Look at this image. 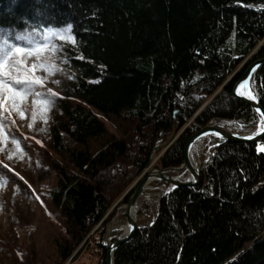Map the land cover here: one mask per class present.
<instances>
[{"label":"trees","instance_id":"obj_1","mask_svg":"<svg viewBox=\"0 0 264 264\" xmlns=\"http://www.w3.org/2000/svg\"><path fill=\"white\" fill-rule=\"evenodd\" d=\"M237 1L264 7V0H0V56L12 43H41L49 30L71 39L63 44L70 99L62 98L54 128L53 207L43 201L60 229L53 254L35 264H104L106 223L176 126L183 132L160 168L180 166L187 138L209 119L259 118L232 88L264 57V10ZM252 85L264 105V65ZM215 141L201 185L163 197L155 223L118 249L116 264H264V140Z\"/></svg>","mask_w":264,"mask_h":264},{"label":"rangeland","instance_id":"obj_2","mask_svg":"<svg viewBox=\"0 0 264 264\" xmlns=\"http://www.w3.org/2000/svg\"><path fill=\"white\" fill-rule=\"evenodd\" d=\"M70 42L71 39L67 33L49 30L46 32V40L41 43L21 44L28 49L39 47L38 53L30 52L23 59L27 65L29 77L39 76L44 83L35 85L32 92L22 93L25 97L23 101L19 98H9L8 93H4L2 97L3 107L0 108V165L3 166L0 168V264H35V258L48 260L55 249L54 241L60 227L51 221L43 209V201L47 207H53L49 194L57 181V171L53 162L57 157L54 149V128L62 98L70 99L69 90L73 80V71L65 62L66 54L63 49V44ZM256 51L257 48L252 54ZM32 65H36L34 73L31 71ZM24 72L25 69L21 67L19 69L20 78H23ZM222 87L206 100L201 111L210 104ZM53 93L59 95L53 96ZM44 101H50V103L45 104ZM200 110L198 113L201 112ZM259 119L255 118L249 123L242 121L241 124L225 121L223 128L248 133L256 128ZM187 126L190 127L189 123ZM108 128L111 132H115L113 127ZM182 132L183 129H178V134L181 135ZM211 140V136L206 137L196 145L195 150L197 154L199 153V161L209 160L212 153L210 146H213L210 143ZM259 148L264 147L259 146ZM160 153L161 151L153 153L155 161L151 167H158ZM188 176L189 174H186L185 178ZM134 185L135 183L125 196L131 195ZM151 185H159V183L155 181ZM154 192L151 199H142L141 225L151 224L157 216L163 191L158 189ZM126 202H122L116 210L115 216L120 221L124 219L123 206ZM117 233L119 231L113 232V235Z\"/></svg>","mask_w":264,"mask_h":264},{"label":"water","instance_id":"obj_3","mask_svg":"<svg viewBox=\"0 0 264 264\" xmlns=\"http://www.w3.org/2000/svg\"><path fill=\"white\" fill-rule=\"evenodd\" d=\"M235 4H241L248 8H253L257 11L264 10V7L252 4H245L243 2L237 1ZM264 65V57L255 60L237 79L234 83L232 88L233 97L240 102L251 106L255 111L256 108L259 107L262 111H264V105L261 102L260 96L257 94L256 90L252 85V79L255 72ZM243 85L241 88L240 86ZM242 92L243 95L238 94ZM256 96V100L247 98L250 96ZM201 111V110H200ZM257 113V112H256ZM259 115V113H257ZM260 119L259 122L254 130L248 133H239L228 130L226 128L217 126L213 122L207 123L205 126L200 128L199 130L195 131L185 142L183 148V163L181 166L176 168H159V167H151L154 163V157L152 156L149 161V167L140 175L134 185V189L129 196L126 204L124 207V219L122 221H118V226L115 225L116 219H119L115 216L113 219L108 221L105 225L104 234L102 236L101 245L106 250V255L104 259V264H116V253L118 249L126 244L129 243L135 233L139 230L144 228V225L140 224V213L143 206L142 199H150L152 195L155 194L154 191L160 189L163 191V195L161 198L171 194L174 190L186 187V188H197L199 187L202 179V167L205 161H197L194 164L190 161V156L192 154L193 148L201 141L203 138L208 136H215V132H221L223 134L224 141H234L239 143H247V144H258L264 140V133H260V121L262 117L259 115ZM227 119H224L226 121ZM178 128L175 127L174 131L170 135V137L164 141L163 143H159L154 148V154L157 151H161L159 155H163L167 149L178 139ZM254 137V138H252ZM191 175V179L188 177L185 178V175ZM179 177V179H177ZM194 178V179H193ZM158 182L159 185H151L152 182ZM173 185H178L174 190ZM128 193V192H127ZM126 193V194H127ZM158 194V193H156ZM160 198V199H161ZM121 208V207H120ZM119 210V208H118ZM154 219L151 226L157 220ZM125 225L128 226L127 233L122 235L112 236L111 240L108 241V237L114 231H121L124 229ZM264 235V234H263ZM262 235V236H263Z\"/></svg>","mask_w":264,"mask_h":264},{"label":"snow or ice","instance_id":"obj_4","mask_svg":"<svg viewBox=\"0 0 264 264\" xmlns=\"http://www.w3.org/2000/svg\"><path fill=\"white\" fill-rule=\"evenodd\" d=\"M68 27L70 28L71 26L69 25ZM21 39H23V37H21ZM30 52L38 53L39 47L28 49L21 44L12 43L11 47L5 50L4 55L0 56V108L3 107L2 97L4 93H8L9 98H19L20 101H23L25 97L22 93L32 92L35 85H43L44 82L41 77H29L28 75L27 65L25 64L23 57ZM21 67L25 69L23 78H20L19 74V69ZM31 71L33 73L36 71V65H32ZM240 87L242 88L243 85ZM237 92L238 94L243 95V93L239 92V90H237ZM37 95L40 94L37 93ZM52 95L56 96L59 94L53 93ZM247 98L253 100L257 99L254 95ZM44 103L48 104L50 101H44ZM256 112L262 117L259 132L264 133V111L257 107ZM214 134L217 137L223 138V134L221 132H215ZM260 150H264V148H258V151ZM0 168H3V166L0 165ZM177 179H179V177H177ZM176 187H178V185H173V189H170V191L174 190Z\"/></svg>","mask_w":264,"mask_h":264},{"label":"flooded vegetation","instance_id":"obj_5","mask_svg":"<svg viewBox=\"0 0 264 264\" xmlns=\"http://www.w3.org/2000/svg\"><path fill=\"white\" fill-rule=\"evenodd\" d=\"M256 90V89H255ZM224 119H227L226 121H231V122H235V123H237V124H241L242 123V121H244V122H247V123H249L251 120H249L248 118H247V116L245 117V116H236V117H233V118H223V117H213V118H211V119H209L208 121H207V123H209V122H213V123H215L217 126H220V127H224L223 125H224ZM259 119V118H258ZM241 121V122H240ZM206 123V124H207ZM195 132V131H194ZM211 138H212V140H211V142L210 143H212V145L213 146H210V148H211V150H212V153H213V149H214V147L217 145V143H216V141H215V139L216 138H218V137H215V136H211ZM223 140V139H222ZM212 153H211V156H212ZM199 154V153H198ZM199 156V155H198ZM211 156L209 157V160L207 161H205V163H204V165H203V168L209 163V161H210V159H211ZM202 171H203V169H202ZM162 200V199H161ZM161 203V202H160ZM159 209H160V204H159ZM159 212V211H158Z\"/></svg>","mask_w":264,"mask_h":264},{"label":"bare ground","instance_id":"obj_6","mask_svg":"<svg viewBox=\"0 0 264 264\" xmlns=\"http://www.w3.org/2000/svg\"><path fill=\"white\" fill-rule=\"evenodd\" d=\"M253 62H254V61H253ZM253 62H252V63H253ZM252 63H251V64H252ZM251 64H250V65H251ZM250 65H249V66H250ZM249 66H248V67H249ZM248 67H247V68H248ZM193 121H194V120L190 121V122H189V125H190ZM205 125H206V124H205ZM205 125H204V126H205ZM201 128H202V127H201ZM198 130H199V129H198ZM193 133H194V132H193ZM193 133H192V134H193ZM192 134H191V135H192ZM191 135H190V136H191ZM179 136H180V134H179ZM190 136H189V137H190ZM189 137H188V138H189ZM208 137H210V136H208ZM188 138H187V140H188ZM205 138H206V137H205ZM203 139H204V138H203ZM187 140H186V141H187ZM199 142H200V141H199ZM162 143H163V142H162ZM195 147H196V146H195ZM195 149H196V148H193L192 154H191V156H190V161H191L192 164H194L195 162L199 161V159H198V154L196 153V150H195ZM181 165H182V164H181ZM181 165H180V166H181ZM177 167H179V166H177ZM174 168H176V167H174ZM202 169H203V167H202ZM201 175H202V173H201ZM190 177H191V175L188 176L189 179H191ZM186 178H187V177H186ZM200 185H201V183H200ZM200 185H199V186H200ZM181 188H182V187H181ZM151 197H152V196H151ZM150 199H151V198H150ZM158 211H159V209H158ZM157 215H159V212L157 213ZM156 217H157V216H156ZM112 219H113V218H112ZM155 219H156V218H155ZM118 221H120V220H119V219H116V223H115V225H117V226H118ZM144 226H145L144 228L151 227V226H148V225H144ZM104 230H105V229H104ZM127 230H128V226L125 225L124 229L121 230V231H119V233H117V234H115V235H113V233H111V234L109 235V237H108V239H109L108 241L111 240L112 236H116V235H122V236H123L125 233H127ZM117 231H118V230H117ZM114 232H115V231H114ZM102 247H103V246H102ZM103 248H104V247H103Z\"/></svg>","mask_w":264,"mask_h":264}]
</instances>
